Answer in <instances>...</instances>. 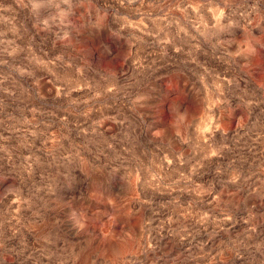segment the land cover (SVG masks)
<instances>
[{
	"label": "rangeland",
	"instance_id": "374dc122",
	"mask_svg": "<svg viewBox=\"0 0 264 264\" xmlns=\"http://www.w3.org/2000/svg\"><path fill=\"white\" fill-rule=\"evenodd\" d=\"M0 264H264V0H0Z\"/></svg>",
	"mask_w": 264,
	"mask_h": 264
}]
</instances>
